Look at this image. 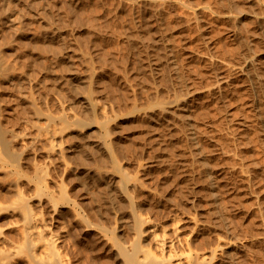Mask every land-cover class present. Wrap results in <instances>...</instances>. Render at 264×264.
I'll use <instances>...</instances> for the list:
<instances>
[{
    "label": "rangeland",
    "instance_id": "374dc122",
    "mask_svg": "<svg viewBox=\"0 0 264 264\" xmlns=\"http://www.w3.org/2000/svg\"><path fill=\"white\" fill-rule=\"evenodd\" d=\"M17 2L0 261L28 215L64 264H264V0Z\"/></svg>",
    "mask_w": 264,
    "mask_h": 264
},
{
    "label": "bare ground",
    "instance_id": "6f19581e",
    "mask_svg": "<svg viewBox=\"0 0 264 264\" xmlns=\"http://www.w3.org/2000/svg\"><path fill=\"white\" fill-rule=\"evenodd\" d=\"M2 11H3L4 17L7 18L8 21H10V23L14 26V28H18L19 23H20V10H19L17 0H3ZM2 67L3 66L0 62V77L1 78L5 77L6 79H12V75H10L9 72L6 71L8 74L7 73L4 74V71L2 70H4L5 68L3 67L4 69H2ZM26 219L27 220L25 222L26 223V227H25L26 235L25 236L27 238L26 241H28L26 244L28 246L29 245L28 243H30L29 245L30 247L28 246L29 247L28 249L29 251L30 249L32 250L30 252L32 264H64L58 252L56 251L54 246H52L51 242L47 240H43L44 242L41 244L33 242L35 239L43 238V233H42V230H40L37 227V224H35L33 220L28 217V215L26 216ZM118 254H121L123 258L124 257L126 258L124 259V262L125 261L131 262V264H162L158 260H150L148 262H145V261L141 262V259H140V261H137L134 256L135 253L133 254V252L126 251L125 249H121V251L119 252L116 250V255ZM3 258H4V255H2L1 253L0 260H2ZM3 260H5V258ZM127 264H130V263H127Z\"/></svg>",
    "mask_w": 264,
    "mask_h": 264
}]
</instances>
